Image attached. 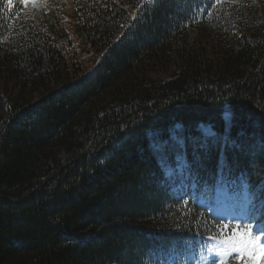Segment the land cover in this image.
Instances as JSON below:
<instances>
[{
	"label": "trees",
	"instance_id": "trees-1",
	"mask_svg": "<svg viewBox=\"0 0 264 264\" xmlns=\"http://www.w3.org/2000/svg\"><path fill=\"white\" fill-rule=\"evenodd\" d=\"M67 5L0 0V264H222L214 226L249 223L264 247V0Z\"/></svg>",
	"mask_w": 264,
	"mask_h": 264
},
{
	"label": "snow or ice",
	"instance_id": "snow-or-ice-1",
	"mask_svg": "<svg viewBox=\"0 0 264 264\" xmlns=\"http://www.w3.org/2000/svg\"><path fill=\"white\" fill-rule=\"evenodd\" d=\"M153 2H159V0H153ZM225 227L230 226H214L216 235L209 237L210 239L218 241L219 247L216 249H209V251L213 252V254L220 259L222 264H224V261L231 258L233 252L240 253L241 257H251L253 260L257 255H264V247L256 243L260 237L253 236L251 233V223L236 225V231L231 235L223 231Z\"/></svg>",
	"mask_w": 264,
	"mask_h": 264
},
{
	"label": "rangeland",
	"instance_id": "rangeland-1",
	"mask_svg": "<svg viewBox=\"0 0 264 264\" xmlns=\"http://www.w3.org/2000/svg\"><path fill=\"white\" fill-rule=\"evenodd\" d=\"M24 3L26 4L27 14L32 15V17H49L50 15H54L56 11H63V6L64 8H68V0H24ZM82 54L85 64L90 66L92 58L85 53Z\"/></svg>",
	"mask_w": 264,
	"mask_h": 264
}]
</instances>
